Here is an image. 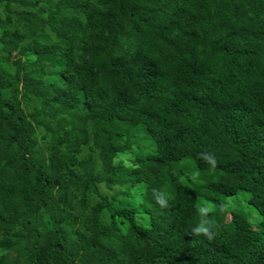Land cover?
<instances>
[{"label":"trees","instance_id":"1","mask_svg":"<svg viewBox=\"0 0 264 264\" xmlns=\"http://www.w3.org/2000/svg\"><path fill=\"white\" fill-rule=\"evenodd\" d=\"M0 264H264V0H0Z\"/></svg>","mask_w":264,"mask_h":264},{"label":"rangeland","instance_id":"2","mask_svg":"<svg viewBox=\"0 0 264 264\" xmlns=\"http://www.w3.org/2000/svg\"><path fill=\"white\" fill-rule=\"evenodd\" d=\"M146 143L148 146L153 144V139L147 136ZM120 159L124 157L119 156ZM189 162V159H183L179 164L176 165V168H180V166L185 165ZM151 168H149V171ZM186 176L190 177L192 183L196 187L204 184L206 173L200 172L195 164H192L187 167ZM185 175L183 178H185ZM250 197L249 193L244 190L238 191L234 195L230 196H218V200L223 204L225 210L234 211L243 214L247 220L251 223V225L255 228L261 222L260 216L256 209L248 204V198ZM137 219L141 224H146V215L143 213L137 214Z\"/></svg>","mask_w":264,"mask_h":264},{"label":"clouds","instance_id":"3","mask_svg":"<svg viewBox=\"0 0 264 264\" xmlns=\"http://www.w3.org/2000/svg\"><path fill=\"white\" fill-rule=\"evenodd\" d=\"M197 231H199V230L197 229Z\"/></svg>","mask_w":264,"mask_h":264}]
</instances>
